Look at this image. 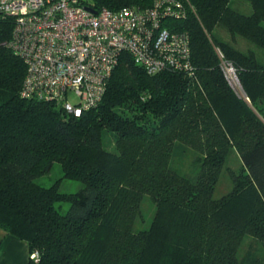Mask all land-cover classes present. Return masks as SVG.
<instances>
[{
  "label": "trees",
  "instance_id": "obj_1",
  "mask_svg": "<svg viewBox=\"0 0 264 264\" xmlns=\"http://www.w3.org/2000/svg\"><path fill=\"white\" fill-rule=\"evenodd\" d=\"M175 1L183 14L165 26L188 34L191 72L148 73L122 52L101 100L79 116L21 95L26 66L7 45L14 17L0 12V231L27 244V264L264 261L253 245L239 256L245 236L264 246V0ZM81 2L118 10L154 0ZM231 148L239 171L213 197ZM54 163L83 186L38 184ZM144 196L155 212L136 229Z\"/></svg>",
  "mask_w": 264,
  "mask_h": 264
},
{
  "label": "built area",
  "instance_id": "obj_2",
  "mask_svg": "<svg viewBox=\"0 0 264 264\" xmlns=\"http://www.w3.org/2000/svg\"><path fill=\"white\" fill-rule=\"evenodd\" d=\"M85 7L81 0H0V12L14 17L7 45L26 66L23 97L55 102L79 116L101 100L122 52L148 73L191 72L188 34L165 26L168 17L183 14L180 2L95 13ZM217 53L226 81L243 94L233 66ZM30 258L37 262L39 253Z\"/></svg>",
  "mask_w": 264,
  "mask_h": 264
},
{
  "label": "rangeland",
  "instance_id": "obj_3",
  "mask_svg": "<svg viewBox=\"0 0 264 264\" xmlns=\"http://www.w3.org/2000/svg\"><path fill=\"white\" fill-rule=\"evenodd\" d=\"M241 7L243 8L244 6L241 5ZM214 32L218 34V28H215ZM236 92L241 93L240 88H237ZM240 165L241 160L236 150L234 148L229 149L225 157L224 164L221 168L217 184L214 188L213 197H219L232 188V173H237L239 171ZM62 176L63 175L62 170L60 168V164L54 163L48 173L37 177L35 181L43 186H50L56 181H58V190L60 192L68 193L76 192L83 186V184L79 181L63 178ZM62 207L64 210L67 207V204L63 203ZM154 212V203L148 196H144L140 206V216L136 219L134 227L136 229L148 227L153 218ZM250 238L251 237L249 236L244 237L242 246L239 251V256H243L249 249V247L252 248L251 245H253L255 248H257V256L264 260V246H261L259 243H255L254 240ZM262 264H264V261H262Z\"/></svg>",
  "mask_w": 264,
  "mask_h": 264
},
{
  "label": "crops",
  "instance_id": "obj_4",
  "mask_svg": "<svg viewBox=\"0 0 264 264\" xmlns=\"http://www.w3.org/2000/svg\"><path fill=\"white\" fill-rule=\"evenodd\" d=\"M28 258L25 242L9 235L3 236L0 231V264H27Z\"/></svg>",
  "mask_w": 264,
  "mask_h": 264
},
{
  "label": "water",
  "instance_id": "obj_5",
  "mask_svg": "<svg viewBox=\"0 0 264 264\" xmlns=\"http://www.w3.org/2000/svg\"><path fill=\"white\" fill-rule=\"evenodd\" d=\"M87 10H89V11H91V12H93V13H95V10L94 9H92V8H90V7H85Z\"/></svg>",
  "mask_w": 264,
  "mask_h": 264
}]
</instances>
